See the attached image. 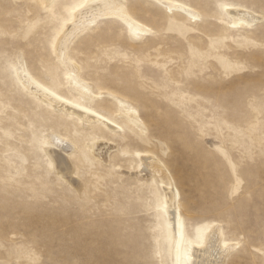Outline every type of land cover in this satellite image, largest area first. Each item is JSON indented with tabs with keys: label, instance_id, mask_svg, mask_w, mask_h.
Instances as JSON below:
<instances>
[{
	"label": "rangeland",
	"instance_id": "1",
	"mask_svg": "<svg viewBox=\"0 0 264 264\" xmlns=\"http://www.w3.org/2000/svg\"><path fill=\"white\" fill-rule=\"evenodd\" d=\"M83 1L0 0V264H173L172 181L160 162L193 239L218 224L224 245L239 243L227 264H264V17L236 29L225 12L264 16V0H173L198 10L195 21L128 0L152 34L131 39L109 19L74 40L82 77L137 104L147 133L126 120L122 132L87 128L17 76L26 61L74 98L55 44ZM59 137L79 188L50 164L46 142ZM144 153L153 156L146 172Z\"/></svg>",
	"mask_w": 264,
	"mask_h": 264
},
{
	"label": "bare ground",
	"instance_id": "2",
	"mask_svg": "<svg viewBox=\"0 0 264 264\" xmlns=\"http://www.w3.org/2000/svg\"><path fill=\"white\" fill-rule=\"evenodd\" d=\"M55 0H45L50 6ZM167 12H178L191 19L199 20L201 13L189 6L173 0H155ZM225 12L233 21L228 23L230 28H242L263 19L264 16L254 14L240 7L226 6ZM118 20L126 28L131 39H139L152 34L153 28L133 16L128 8V0H84L75 9V19L67 22L59 33L55 50L59 63L65 67L70 91L74 98L67 97L60 91L48 87L38 79L30 70L26 61L22 62L21 69H17V76L24 87L33 95L42 100V103L62 115L77 118L85 127L103 126L111 132L124 131L120 122L127 121L134 131L141 130L147 133V125L142 118L138 105L130 99L110 90L97 91L94 83L86 80L81 75V66L72 58L70 48L74 40L97 25L102 20ZM192 20V21H193ZM194 20V21H195ZM110 107L116 108L110 112ZM70 145L64 137H59L56 142L47 141L45 150L51 159V165L58 174L70 184L81 187L79 177L75 174L74 163L69 157ZM99 155L106 157L105 148H101ZM141 170L150 171L153 156L141 154ZM170 175L171 185L166 187L167 211L173 233V264H227L226 256L237 247L239 243L224 245L221 241L220 226L211 227L206 233L205 241L193 239L187 229L186 218L180 209V192L177 188L169 169L160 162ZM79 179V180H78ZM239 246V245H238Z\"/></svg>",
	"mask_w": 264,
	"mask_h": 264
}]
</instances>
